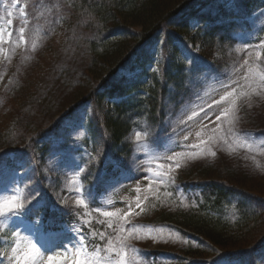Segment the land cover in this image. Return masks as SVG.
Instances as JSON below:
<instances>
[{"label":"rangeland","instance_id":"rangeland-1","mask_svg":"<svg viewBox=\"0 0 264 264\" xmlns=\"http://www.w3.org/2000/svg\"><path fill=\"white\" fill-rule=\"evenodd\" d=\"M247 1L243 18L227 17L233 0L195 7L192 24L202 29L227 24L235 44L208 51L170 42L167 55L179 57L176 46L192 65L170 86L164 127L135 128L119 159L108 158L95 179L86 165L92 130L87 108L52 138L41 167L45 186L24 160L11 155L0 161V264H198L174 252L199 246L198 238L159 221L162 212L203 204L199 189L181 183L177 172L207 162L226 164L259 185L264 196V0ZM63 10L62 0H0V99L14 77L16 95L33 87L55 90L57 101L48 110L53 116L71 100L77 87L60 86L59 80L56 90L53 78L64 77L71 64L79 67L75 76L81 80L86 66L84 59H66L56 43L65 30L58 25ZM163 43L159 36L145 45L132 69L119 73L121 98L140 93L128 92L127 85L143 82L145 71L155 69ZM55 62L62 66L54 73ZM10 106L2 112L0 104V125L6 113L20 109ZM47 208L56 216L46 217ZM232 209L227 201L216 208L226 215ZM208 264H264V247L254 256Z\"/></svg>","mask_w":264,"mask_h":264},{"label":"trees","instance_id":"trees-1","mask_svg":"<svg viewBox=\"0 0 264 264\" xmlns=\"http://www.w3.org/2000/svg\"><path fill=\"white\" fill-rule=\"evenodd\" d=\"M207 1L62 0L64 10L58 25L65 30L56 43L61 45V53L66 59L69 57L73 63L85 60L86 71L82 68L85 75L78 80L75 73L79 67L70 64L65 69L66 75L60 78L54 73L59 68L61 70L64 60L54 63L52 84L58 86L60 80V86L77 87L75 92L72 91L71 100L61 104L62 109L55 116L48 113L57 101L55 90L46 92V88L37 90L33 87L16 95L17 78L7 82V94L0 99L2 112L9 111L11 104L20 109L17 113H6L0 125V161L11 155L24 160L27 165L34 166L38 180L45 186L41 167L52 138L59 134L65 121L87 108L92 130L86 143L90 155L86 165H90L91 177L95 179L105 168L108 158L119 159L122 145L127 143L135 128L145 123L163 128L165 100L170 86L177 84L181 77L185 78L192 65L176 46L173 53L179 57H169L167 45L180 40L185 45L194 44L210 51L220 44L227 47L235 44L227 24L218 23L202 29L191 23L197 6ZM249 6L247 0H233L232 7L227 9V17L243 18L246 16L243 11ZM159 36L164 42L159 63L154 70L145 71L143 82L127 85L130 86L128 92L140 90L137 96L121 98L124 89L117 79L119 73L132 69L134 56ZM262 53L264 55V48ZM176 177L185 186L197 187L203 198L198 209L168 211L159 215L160 222L182 233L195 235L199 240V246L175 250L178 257L208 264L222 258L254 256L262 250L264 196L258 191L262 189L258 184L259 189L236 168L217 162L201 164L191 171L180 169ZM226 201L232 205V213L218 214L217 206ZM46 210V217L56 216V212Z\"/></svg>","mask_w":264,"mask_h":264},{"label":"snow or ice","instance_id":"snow-or-ice-1","mask_svg":"<svg viewBox=\"0 0 264 264\" xmlns=\"http://www.w3.org/2000/svg\"><path fill=\"white\" fill-rule=\"evenodd\" d=\"M21 31H23V29H21ZM89 195L91 196V194H89ZM6 211L11 212L12 209H6ZM104 215L105 216H109V215H111V213L105 212ZM119 264H125V262L124 261H120Z\"/></svg>","mask_w":264,"mask_h":264}]
</instances>
